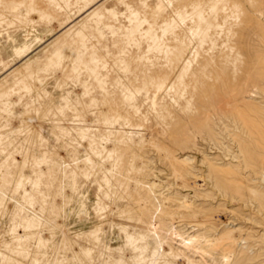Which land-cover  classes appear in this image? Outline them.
<instances>
[{"label":"rangeland","instance_id":"obj_1","mask_svg":"<svg viewBox=\"0 0 264 264\" xmlns=\"http://www.w3.org/2000/svg\"><path fill=\"white\" fill-rule=\"evenodd\" d=\"M59 148L74 191L36 183ZM166 199L156 264H264V0H0V264H151Z\"/></svg>","mask_w":264,"mask_h":264},{"label":"bare ground","instance_id":"obj_2","mask_svg":"<svg viewBox=\"0 0 264 264\" xmlns=\"http://www.w3.org/2000/svg\"><path fill=\"white\" fill-rule=\"evenodd\" d=\"M164 3H168L169 0H162ZM21 4H18L15 6V8L19 7ZM26 17L31 18V16L41 14L42 17H48L45 13H43L38 6L35 4H31L27 10H26ZM176 19H180L181 17L179 14H175ZM33 18H31L32 20ZM201 17H199V21L197 23V26L199 28L198 34H200L203 30V23L201 22ZM76 24H73L69 27H67L61 35H65L66 33L71 32L75 28ZM43 35L38 32V30L33 29H27L24 34V41L20 44L15 43L13 45V51L14 54L18 58L27 57L24 65L28 66L30 65L34 59L36 58V54L34 56L28 57V55L32 52V49L34 47V42H41L43 40ZM55 40V39H54ZM54 40H52L49 44H53ZM82 41L74 40L69 43H66L64 48L67 49H76L78 52V56L81 57L82 51H81ZM64 51L63 49L58 50L52 57L48 59V61L45 64L38 63L35 67V70H33V73H38L40 70H42L46 66H52L56 64H60L61 60L63 58ZM170 85L167 87L169 88ZM85 122V121H84ZM64 153V155H63ZM71 163L66 162V156L63 149H57L55 154H45L44 156L38 157L35 162V172H36V183L40 181L46 182V184H52L53 180L57 182V186L59 191L64 190L66 185H69L74 188L75 182H76V172L78 171V164L76 163L74 166H71L72 169V176L71 178L68 177L66 180V172L64 169L66 167H70ZM108 181V180H106ZM74 191V189H73ZM29 196V195H28ZM83 196H79V200L81 201L80 207L82 210H85L86 205L83 200ZM170 203L166 199L162 203V208L160 211L157 212V214L150 219L146 221L145 229L146 233L142 237H137L134 240L130 239V245L133 247L135 251L139 253V256L146 251L150 247V242L148 241V237H153L155 243L157 246L155 247V250L153 252V258L151 260V264H156L161 257L162 253L164 252H170L171 251V245L169 243V235L170 231L175 230L177 227V222L181 220V217L175 216L174 213L170 212ZM169 213L172 219V224L168 228L166 227V224L164 222V214ZM105 222V221H104ZM142 238L146 239L147 245L142 246L138 243L139 240ZM133 264H144L143 260L138 257L137 259H134Z\"/></svg>","mask_w":264,"mask_h":264}]
</instances>
